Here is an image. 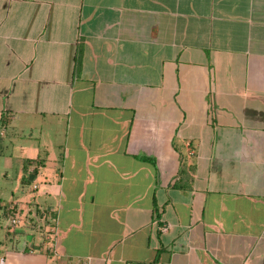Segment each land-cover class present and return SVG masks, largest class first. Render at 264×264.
<instances>
[{"label": "crops", "instance_id": "1", "mask_svg": "<svg viewBox=\"0 0 264 264\" xmlns=\"http://www.w3.org/2000/svg\"><path fill=\"white\" fill-rule=\"evenodd\" d=\"M1 201L0 264H264V0H0Z\"/></svg>", "mask_w": 264, "mask_h": 264}, {"label": "rangeland", "instance_id": "2", "mask_svg": "<svg viewBox=\"0 0 264 264\" xmlns=\"http://www.w3.org/2000/svg\"><path fill=\"white\" fill-rule=\"evenodd\" d=\"M4 199H6V198H4ZM6 205H7V202H3V201L0 202V238L3 239L4 244L10 245V244H12V241H11L12 235L8 233V231L10 232L11 227H10L9 221L6 218L7 217V210L4 208ZM19 219H20V221L17 225L14 226V230L26 229L27 221H25V218L21 217ZM39 225H41V224H39ZM38 235H39L38 232L34 233L35 241H37L39 239ZM18 236L19 235H15L14 239L16 241L18 240Z\"/></svg>", "mask_w": 264, "mask_h": 264}, {"label": "built area", "instance_id": "3", "mask_svg": "<svg viewBox=\"0 0 264 264\" xmlns=\"http://www.w3.org/2000/svg\"><path fill=\"white\" fill-rule=\"evenodd\" d=\"M35 188V187H34ZM9 223H10V227L11 228H14L15 225H17L19 223V220L17 219H11L9 220ZM164 230V229H162ZM53 245H51L52 247ZM50 247V248H51ZM73 264H89V262L87 261V259H77L73 262Z\"/></svg>", "mask_w": 264, "mask_h": 264}]
</instances>
